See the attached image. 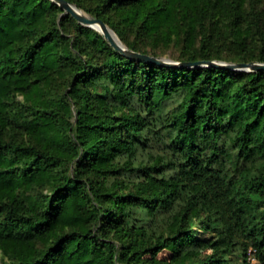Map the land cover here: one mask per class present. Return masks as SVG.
Returning <instances> with one entry per match:
<instances>
[{
	"label": "trees",
	"instance_id": "obj_1",
	"mask_svg": "<svg viewBox=\"0 0 264 264\" xmlns=\"http://www.w3.org/2000/svg\"><path fill=\"white\" fill-rule=\"evenodd\" d=\"M66 1L130 51L156 57L174 43L179 63L223 49L264 63V0ZM62 13L51 0H0L10 264H234L253 249L264 264V70L133 59ZM202 245L211 252L190 254ZM161 251L169 258H148Z\"/></svg>",
	"mask_w": 264,
	"mask_h": 264
},
{
	"label": "water",
	"instance_id": "obj_2",
	"mask_svg": "<svg viewBox=\"0 0 264 264\" xmlns=\"http://www.w3.org/2000/svg\"><path fill=\"white\" fill-rule=\"evenodd\" d=\"M52 2L59 5L66 14H70L74 17L78 23L81 25L90 27L98 31L103 38L116 50L121 51L127 57L146 61L154 64H160L164 66H185V67H195V66H212V67H222L230 70H238V71H255V70H264V63L259 62H248V63H223L214 60H199L195 62H173L161 57H155L148 54H142L134 51L128 50L124 45L120 43L117 39L114 32L108 28V26L99 19H94L90 17H86L78 13L76 10L78 9L74 4L66 1V0H51ZM97 26L100 27V31L97 29ZM116 39H114L113 35Z\"/></svg>",
	"mask_w": 264,
	"mask_h": 264
},
{
	"label": "rangeland",
	"instance_id": "obj_3",
	"mask_svg": "<svg viewBox=\"0 0 264 264\" xmlns=\"http://www.w3.org/2000/svg\"><path fill=\"white\" fill-rule=\"evenodd\" d=\"M79 9V8H78ZM87 17H90L87 13H85L82 9H80ZM62 14H66L64 11ZM67 15V14H66ZM77 21V20H76ZM87 27V26H86ZM90 28V27H89ZM109 29H111L110 27H108ZM93 29V28H91ZM95 30V29H93ZM112 30V29H111ZM96 31V30H95ZM113 31V30H112ZM98 32V31H97ZM114 32V31H113ZM99 33V32H98ZM115 34V33H114ZM116 35V34H115ZM117 39L120 41V43L122 45H124V43L118 38V36L116 35ZM125 46V45H124ZM126 47V46H125ZM147 49H150V44H146ZM156 50L157 56L156 57H161L164 59H167L169 61H173V62H178V59L180 57V46L174 43L165 45V46H157L154 48ZM221 57L222 59L219 60H215L214 61H219V62H223V63H236L234 61L230 60V57H232L234 55V52L232 50H228V49H223L221 52ZM19 98H21V96H19ZM196 235L198 237H201L204 241L208 242V241H215L218 242V244L220 246L226 245L227 242L229 241V236L226 235L225 233H208V232H201V231H197ZM6 247H8L6 245ZM248 250V254H249ZM211 252V248L208 245H202L200 246V248L198 250H190V254L191 255H196L198 254H206V253H210ZM170 254L167 253V251H161L159 254L154 255V256H148V258H150L151 260H159V259H167L169 258ZM231 260L232 263L234 264H256L255 262L252 261H246L243 262L241 255L239 253H234L228 256ZM11 259L9 257V254L6 253L5 251H3L2 249H0V264H10ZM258 264V263H257Z\"/></svg>",
	"mask_w": 264,
	"mask_h": 264
},
{
	"label": "built area",
	"instance_id": "obj_4",
	"mask_svg": "<svg viewBox=\"0 0 264 264\" xmlns=\"http://www.w3.org/2000/svg\"><path fill=\"white\" fill-rule=\"evenodd\" d=\"M254 252H255L254 249L249 251V254H248L247 260H248V261L255 262V263L257 264V263H258V260H257L256 257L254 256V254H253Z\"/></svg>",
	"mask_w": 264,
	"mask_h": 264
},
{
	"label": "bare ground",
	"instance_id": "obj_5",
	"mask_svg": "<svg viewBox=\"0 0 264 264\" xmlns=\"http://www.w3.org/2000/svg\"><path fill=\"white\" fill-rule=\"evenodd\" d=\"M78 13H80L81 15H83V16H86L82 11H79V10H76ZM87 17V16H86ZM97 29L100 31V27L99 26H97ZM113 35V34H112ZM113 37H114V39H116L115 38V36L113 35Z\"/></svg>",
	"mask_w": 264,
	"mask_h": 264
}]
</instances>
